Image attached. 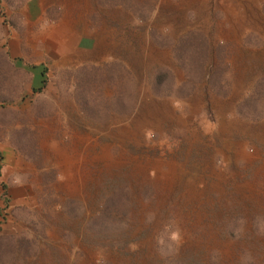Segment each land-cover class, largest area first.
<instances>
[{"label":"rangeland","instance_id":"rangeland-1","mask_svg":"<svg viewBox=\"0 0 264 264\" xmlns=\"http://www.w3.org/2000/svg\"><path fill=\"white\" fill-rule=\"evenodd\" d=\"M0 154V264H264V0H0Z\"/></svg>","mask_w":264,"mask_h":264},{"label":"trees","instance_id":"trees-1","mask_svg":"<svg viewBox=\"0 0 264 264\" xmlns=\"http://www.w3.org/2000/svg\"><path fill=\"white\" fill-rule=\"evenodd\" d=\"M0 158H1V154H0ZM0 172H1V163H0ZM2 188H5L4 184H1Z\"/></svg>","mask_w":264,"mask_h":264},{"label":"bare ground","instance_id":"bare-ground-1","mask_svg":"<svg viewBox=\"0 0 264 264\" xmlns=\"http://www.w3.org/2000/svg\"><path fill=\"white\" fill-rule=\"evenodd\" d=\"M250 1V0H249ZM253 2V1H252ZM255 2V1H254ZM64 153V152H63ZM74 163V162H73ZM75 164H76V162H75ZM78 166V165H77ZM79 172V171H78ZM78 177V176H77ZM73 181V180H72ZM79 181V180H78ZM74 182V181H73Z\"/></svg>","mask_w":264,"mask_h":264}]
</instances>
